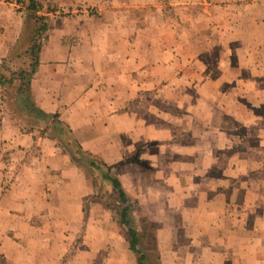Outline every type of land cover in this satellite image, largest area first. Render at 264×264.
I'll use <instances>...</instances> for the list:
<instances>
[{
    "label": "crops",
    "instance_id": "0c3cea01",
    "mask_svg": "<svg viewBox=\"0 0 264 264\" xmlns=\"http://www.w3.org/2000/svg\"><path fill=\"white\" fill-rule=\"evenodd\" d=\"M49 1L62 13H41L49 28L32 100L83 150L117 165L136 208L154 211L158 264H256L264 256V0H170L176 22L167 0ZM30 19L24 4L4 3L0 61L28 47ZM10 120L0 100V264H95L100 249L104 264H137L124 237L96 224L92 232L91 221L77 249L83 262L64 258L92 185L56 136L35 141L34 129ZM186 215L181 262L178 246L159 242L178 240Z\"/></svg>",
    "mask_w": 264,
    "mask_h": 264
},
{
    "label": "trees",
    "instance_id": "16d2710c",
    "mask_svg": "<svg viewBox=\"0 0 264 264\" xmlns=\"http://www.w3.org/2000/svg\"><path fill=\"white\" fill-rule=\"evenodd\" d=\"M17 2L24 4L26 11L32 15L31 19L34 20L29 45L24 50V56L28 59V63L26 66L9 68L5 65L4 59L0 61L1 103H8L13 112L31 118L36 121L37 125L51 119L53 128L59 131V134L63 131L62 128L67 131L68 139L77 151L76 154L81 157V162L90 169L88 177L91 180L94 194L101 199L106 209L112 211L119 231L123 233L129 249L137 256L136 263L149 264L145 252L139 247L140 233L133 227L131 221V212L135 210L136 204L124 190L121 181L114 173V168L101 159H95L92 154L83 150L68 127L59 121L56 114H47L34 104L30 93V82L38 66L39 52L49 25L47 17L38 13L43 8L40 0H17ZM8 88L13 91L11 95L3 92ZM74 154L70 153L73 162L76 161ZM103 186H107L106 194L102 191ZM84 202L82 211L86 214V200Z\"/></svg>",
    "mask_w": 264,
    "mask_h": 264
},
{
    "label": "rangeland",
    "instance_id": "374dc122",
    "mask_svg": "<svg viewBox=\"0 0 264 264\" xmlns=\"http://www.w3.org/2000/svg\"><path fill=\"white\" fill-rule=\"evenodd\" d=\"M10 2V0H0V9L3 7L4 3L6 2ZM170 0H167V2L164 4V2L162 3V7L164 8V11L168 14V16L170 18H172L175 21L174 17L178 11L177 7L178 6H174V5H170L169 4ZM41 5L43 6V8L38 12L39 14H41L42 12L48 11V10H57L59 11V14L62 13V11L60 9H57L56 7L52 8V3L49 0H40ZM15 8V7H13ZM76 9H78V7H76ZM92 13V12H91ZM94 13V12H93ZM32 16V15H31ZM28 23V22H27ZM33 23L34 20L30 19L29 23H28V27H27V33L25 34L26 39L25 42L26 44H28V40H29V33H31V29L33 28ZM182 25L185 23H181ZM4 63L6 66H8L9 68H17L19 66H26L28 63V59L24 56V49L21 48H17V49H12L9 54L4 58ZM3 92H5V94L7 95H11L13 93L12 89L8 88L6 90H4ZM164 107H168L170 105H165L162 102ZM3 107V111L9 116L11 117L10 122L14 123L15 125L17 124L19 126V128H21V130H35L34 133V138L35 141H37V139L39 137H42L44 135H52L53 137H57L58 139V143L60 144L61 147H64V151H67L68 153H71L72 155L74 154V159L76 160L74 162V164H76V166L81 170V174L82 176H85L86 178L89 176L88 174L90 173V169L89 167L81 162V157L76 154V150L73 147V145L71 144V142L68 139V135H67V131L62 128V132L59 134L57 130L55 129H50L48 130L47 124L45 125L44 122H42L40 124L41 127H34L36 124V121L32 120L31 118H27L25 116L19 115L16 112L12 111V108L8 105V103L6 104L3 103L2 104ZM47 123V122H46ZM31 151L33 154H37L38 153V146L37 144H34L31 147ZM95 159L100 160L99 157L92 155ZM110 166H112L114 168V173L116 174V169H117V165L116 164H110ZM84 174V175H83ZM116 176L119 178V176L116 174ZM120 180V178H119ZM121 181V180H120ZM88 182L92 185L91 180L88 177ZM122 184V182H121ZM124 188V187H123ZM92 193L85 196L82 200V208L84 207V201L86 200V204H85V208H86V214H84L83 212V217H84V225L82 226V228L78 231L77 233V237L71 242L69 248L70 250L66 253V256L64 257L65 259H69L70 256L72 254L76 255V254H80V259L83 262V259L85 258L84 254V250L80 251L77 249H83L84 246H86V243L84 242V240L82 239V235L86 233V229L87 226H85V224H90V221L92 223V232L95 231V229L103 231L106 234H110V235H115L118 237H124L123 233H121L119 231V228L117 226V224L114 221V216L112 211L106 209L101 201V199L96 196L94 194V189L92 186ZM103 193H107V186H103ZM136 204V203H135ZM168 212V211H167ZM180 212V210L178 211ZM188 212H186L185 214H187ZM184 214V213H183ZM154 211L152 210H145L142 208H136L135 210H133L131 212V221H132V225L135 229H137V231L140 233L141 236V243L139 245V247L141 248V250L145 251V253L147 254V259L149 264H158V256L156 254V247H154V241H153V237L155 234V221H154ZM165 216V215H164ZM167 217L165 216V218H162L163 222H165L164 225V229L166 230L163 233V236H168V232L170 231V227L166 224L169 223ZM96 224V228H94ZM244 229L247 228V226L243 225ZM229 231H232V226H229ZM258 226L256 227V229H254L253 231L256 232ZM174 229V228H173ZM176 229H179V236L176 237L174 236V238H178V240H173V241H162L159 242V244H168L171 245V243L174 246H178L177 249L181 250V257L178 258V260H180L181 262H185L187 257L185 256V252L182 251L185 249V246L187 245V234H188V217L186 215V217L182 220H178V225L175 227V231L173 232V234L177 233ZM70 230H66V232H69ZM243 231V230H241ZM85 232V233H84ZM260 232V231H258ZM80 235V238L78 237ZM100 244V243H99ZM102 246H105V244H103ZM112 247V246H111ZM117 250H119V247L116 248ZM103 249H100V253H98L97 259L94 260L95 264H104V257H105V252H102ZM69 257V258H68ZM63 258V259H64ZM245 259V258H244ZM176 261V258L172 259L170 257H166V261L167 263H169L170 261ZM253 261H255V259L253 258ZM256 264H264V256H259L258 258H256ZM260 261V262H259ZM93 262V261H92ZM88 264V263H86Z\"/></svg>",
    "mask_w": 264,
    "mask_h": 264
}]
</instances>
